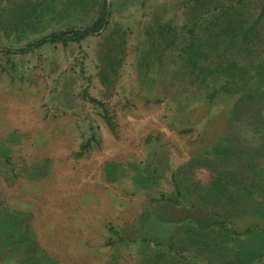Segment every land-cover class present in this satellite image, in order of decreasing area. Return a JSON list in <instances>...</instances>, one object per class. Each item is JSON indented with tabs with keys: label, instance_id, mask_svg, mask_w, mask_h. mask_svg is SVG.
<instances>
[{
	"label": "rangeland",
	"instance_id": "374dc122",
	"mask_svg": "<svg viewBox=\"0 0 264 264\" xmlns=\"http://www.w3.org/2000/svg\"><path fill=\"white\" fill-rule=\"evenodd\" d=\"M259 61L264 0H0V264H264Z\"/></svg>",
	"mask_w": 264,
	"mask_h": 264
},
{
	"label": "trees",
	"instance_id": "16d2710c",
	"mask_svg": "<svg viewBox=\"0 0 264 264\" xmlns=\"http://www.w3.org/2000/svg\"><path fill=\"white\" fill-rule=\"evenodd\" d=\"M99 24H98L97 28L101 27V24L100 25ZM238 32L239 31H229L230 41L228 40L227 44L232 45V44L239 43L238 45H240V44L248 45V43L256 37V34L259 33V31H245L244 36L239 39L238 38V36H239ZM223 33L225 34V31H223ZM83 34H84V32H81V31H73V30L72 31H63V32H60L58 34L52 35L51 39L52 40L62 39L65 36H67L65 38H73V36L75 38H77ZM235 63L236 62H230L228 64H225L224 66L219 67L222 69L221 70L222 73H224V68H226V66H227V68L232 69L231 73H224L225 75H227L228 81H224L222 86L224 88L226 86L234 87V89L233 88H231V90L226 89L225 92H228V91L233 92V93L238 92V91H240V87H239L240 85L242 86V84H247V82L244 79H241L238 77V76L243 77V74H245L246 71L242 72V71L238 70V68L240 66L235 64ZM254 67H255L256 75L259 76V79L257 81H255L256 82V84H255L256 89L259 88L261 90L260 94L264 99V62L259 61L257 64L254 65ZM230 69H229V71H230ZM235 77H237V78H235ZM257 84H258V86H257ZM251 166H252L251 172L245 173V177H244V174H242L240 177L241 179H239L237 181V184L242 185L240 182L243 180L244 181L243 185H245V186L242 188H244L245 190H247V189L251 190L253 193L258 192L259 195L264 197V172H263L264 170H263V168L257 166L256 163L251 165ZM245 180H247V182ZM163 198H164V200H169L166 197H163ZM212 226L216 227L218 231H223L225 234H233L234 236H244L249 232V229L251 228V227H247L242 231H238V230L233 229L232 227L227 228L225 226V224L220 220H215L214 223H212ZM213 231H216V230H211L210 232H213ZM193 235H194V240H192V241L193 242L195 241L196 244L195 245L191 244V245H192L193 249H195V250H205L208 247L209 243L211 242V239L208 235V232H206L204 234H203V232H199V233L193 232ZM251 263H252V261H249L247 264H251ZM220 264H234V263L230 260L225 259Z\"/></svg>",
	"mask_w": 264,
	"mask_h": 264
}]
</instances>
